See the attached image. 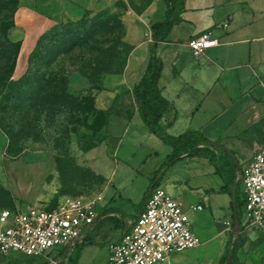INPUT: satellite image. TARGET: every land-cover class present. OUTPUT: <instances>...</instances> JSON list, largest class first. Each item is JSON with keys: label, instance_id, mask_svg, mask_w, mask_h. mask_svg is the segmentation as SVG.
<instances>
[{"label": "crops", "instance_id": "1", "mask_svg": "<svg viewBox=\"0 0 264 264\" xmlns=\"http://www.w3.org/2000/svg\"><path fill=\"white\" fill-rule=\"evenodd\" d=\"M98 1L20 0L15 14L20 54L32 52L55 25L81 21ZM180 17L182 22L174 24L156 48L162 65L158 88L169 103L159 126L168 136L197 133L207 143L167 165L172 148L148 131L133 94L119 97L117 104V96L113 97L102 107L109 115L107 144L114 143L108 160L121 156L113 168L104 159L98 167V180L92 185L101 189L102 201L94 227L83 241L44 257L0 254V264H108L110 247L127 233L155 183L182 204L201 240L196 249L171 255L164 264H220L228 250H232L228 264H264V228L243 229L241 185L244 170L264 149V0H185ZM205 31H214L218 45L194 59L187 43ZM148 60L146 55L143 74ZM118 173L126 177L114 184ZM138 176L145 184L134 203L126 198L132 210L113 208L114 197L105 201L112 189L121 198L120 192L127 191L128 182ZM54 194H43L41 202L47 204L56 198ZM235 203L240 206L242 229L233 247L239 236L233 233ZM197 206L202 209H192ZM20 210L12 197H0V215ZM98 245L103 247L102 256L91 251Z\"/></svg>", "mask_w": 264, "mask_h": 264}, {"label": "rangeland", "instance_id": "2", "mask_svg": "<svg viewBox=\"0 0 264 264\" xmlns=\"http://www.w3.org/2000/svg\"><path fill=\"white\" fill-rule=\"evenodd\" d=\"M19 5L0 0V197H12L25 212L53 209L67 196L102 195L92 185L98 167L104 159L113 168L121 156L108 160L114 143L107 144L109 115L102 107L132 93L149 56L150 23L165 17L168 5L99 0L81 21L52 27L29 54H20ZM76 133L106 139L79 146ZM125 175L118 173L114 184ZM132 180L121 198L112 189L105 201L114 197L113 208L132 210L126 198L134 203L145 184L142 176ZM45 193L57 196L44 204ZM91 251L102 256L103 247Z\"/></svg>", "mask_w": 264, "mask_h": 264}, {"label": "built area", "instance_id": "3", "mask_svg": "<svg viewBox=\"0 0 264 264\" xmlns=\"http://www.w3.org/2000/svg\"><path fill=\"white\" fill-rule=\"evenodd\" d=\"M227 25L224 22L222 27ZM217 45L214 31H205L187 43L194 59ZM241 185L243 229L250 232L264 228V149L254 155L244 170ZM101 201L102 195L67 196L50 210L32 207L25 212H2L0 254L44 257L51 251L83 241L99 217L97 207ZM200 244L182 204L161 185L154 184L127 233L110 247L108 264H164L171 255L194 250Z\"/></svg>", "mask_w": 264, "mask_h": 264}, {"label": "trees", "instance_id": "4", "mask_svg": "<svg viewBox=\"0 0 264 264\" xmlns=\"http://www.w3.org/2000/svg\"><path fill=\"white\" fill-rule=\"evenodd\" d=\"M168 9L163 20H153L150 23V31L152 36V44L149 51V60L143 76L139 82L134 85L132 94L138 104L139 113L142 121L148 131L157 136L162 142L172 148V153L166 160L167 165L174 164L184 156L192 155L198 152V146L207 141L197 133L187 132L178 137L166 135L159 126V120L169 107V103L160 95L158 88V80L161 73V62L156 57L157 44L164 42L174 24L182 22L180 17L184 10L185 0H165ZM106 119L108 115H105ZM76 139L79 146L86 142L105 140V137L99 133H93L91 136L76 133ZM157 184V183H155ZM234 207L240 218V206L236 203ZM240 228V232H241ZM240 235L236 238L233 245L237 243ZM232 250H228L221 260L220 264H225L229 259Z\"/></svg>", "mask_w": 264, "mask_h": 264}, {"label": "water", "instance_id": "5", "mask_svg": "<svg viewBox=\"0 0 264 264\" xmlns=\"http://www.w3.org/2000/svg\"><path fill=\"white\" fill-rule=\"evenodd\" d=\"M233 233L235 236H238L240 233V221L238 219V215L236 210H234V224H233ZM228 260L225 262V264H228Z\"/></svg>", "mask_w": 264, "mask_h": 264}]
</instances>
